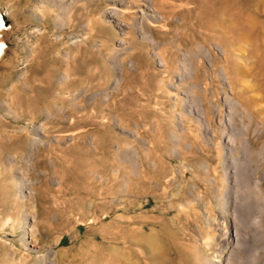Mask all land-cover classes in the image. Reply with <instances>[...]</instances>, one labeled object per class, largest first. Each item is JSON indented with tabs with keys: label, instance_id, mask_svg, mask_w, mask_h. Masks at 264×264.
<instances>
[{
	"label": "rangeland",
	"instance_id": "1",
	"mask_svg": "<svg viewBox=\"0 0 264 264\" xmlns=\"http://www.w3.org/2000/svg\"><path fill=\"white\" fill-rule=\"evenodd\" d=\"M0 16V264H264V0Z\"/></svg>",
	"mask_w": 264,
	"mask_h": 264
},
{
	"label": "bare ground",
	"instance_id": "2",
	"mask_svg": "<svg viewBox=\"0 0 264 264\" xmlns=\"http://www.w3.org/2000/svg\"><path fill=\"white\" fill-rule=\"evenodd\" d=\"M1 17V16H0ZM1 20V19H0ZM4 48V47H3ZM2 51V44H0V52ZM246 216V213H244L242 215V217H245ZM242 249V248H241ZM245 249L241 250L242 252H244Z\"/></svg>",
	"mask_w": 264,
	"mask_h": 264
},
{
	"label": "snow or ice",
	"instance_id": "3",
	"mask_svg": "<svg viewBox=\"0 0 264 264\" xmlns=\"http://www.w3.org/2000/svg\"><path fill=\"white\" fill-rule=\"evenodd\" d=\"M4 27L3 21L0 20V29H2Z\"/></svg>",
	"mask_w": 264,
	"mask_h": 264
}]
</instances>
